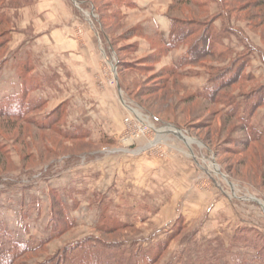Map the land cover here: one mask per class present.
Here are the masks:
<instances>
[{
  "label": "rangeland",
  "instance_id": "374dc122",
  "mask_svg": "<svg viewBox=\"0 0 264 264\" xmlns=\"http://www.w3.org/2000/svg\"><path fill=\"white\" fill-rule=\"evenodd\" d=\"M69 1V54L47 59L28 29L36 0H0V104L18 111L0 117V252L26 241L15 264H264V135L251 142L264 109L250 116L264 0H226L229 20L215 0ZM83 26L102 51L84 72Z\"/></svg>",
  "mask_w": 264,
  "mask_h": 264
},
{
  "label": "crops",
  "instance_id": "0c3cea01",
  "mask_svg": "<svg viewBox=\"0 0 264 264\" xmlns=\"http://www.w3.org/2000/svg\"><path fill=\"white\" fill-rule=\"evenodd\" d=\"M137 5H145L144 1L145 0H134ZM70 2V3H69ZM134 4V3H133ZM132 4V5H133ZM36 6L35 8V12H37V14H39V16L43 17L42 20L40 21H36L35 23L34 22H28V25H30V27L28 29H32L33 26H35L36 28V33L40 34L39 38L40 39H43L44 43L46 44L45 48L44 49H38V52L37 54H40L43 50L45 52V55L47 56V54H49L47 56V59L51 58V57H54V58H57L55 57L56 55L55 54H59V55H65L66 53L69 54L68 50L69 48L67 47L68 43L66 38L63 36V34L61 33V36H62V40L59 39V35H60V32L62 31L63 33H66V34H69L71 35V33H73L75 31L74 29V24H77L79 23L80 21L78 22H74L75 21V14L72 10V1H69V0H36V3L34 4ZM33 5V6H34ZM131 4L128 3V6L129 7H132ZM139 8V7H138ZM141 7L139 9H135V10H140ZM156 9V8H155ZM134 10V9H133ZM145 10V9H143ZM32 9L28 8V9H25L24 10V15L26 18H29L28 16L31 17V12ZM158 11V10H157ZM156 12V10H155ZM157 14V12H156ZM155 13L154 14H151L150 18L151 20L153 19ZM158 16H156L157 20L154 19V22L156 24H158L159 28H160V31L162 33V29H164L165 27H168V26H164L162 27L161 25V22L159 21V18L160 16L163 17L164 21L165 22H169V20L167 19L166 17V14L164 12L160 13V14H157ZM159 17V18H158ZM34 21V20H33ZM163 22V21H162ZM84 25V24H83ZM169 25V24H168ZM27 27V26H26ZM84 30H85V35L88 37L87 40L85 39L83 44L80 43L78 40H77V44H78V48L81 47V46H84L80 49V51L78 52L79 55H81L82 57L81 60H82V68L80 69V67L78 66V71H88L90 69H88V67H90L91 65L92 66H95L97 64L100 65V62H101V55H102V51L95 46L96 44V41H95V34H97V30H95V33H91L90 31H88L84 26H83ZM27 29V28H26ZM74 30V31H73ZM88 31V32H87ZM69 35L67 36V38L70 39ZM99 37V36H98ZM106 37V36H105ZM107 39V38H106ZM71 41H74V39H70ZM42 41V40H41ZM43 41L40 43L42 44ZM85 41H86V44H85ZM72 44L74 45V47H76V43L75 42H72ZM81 46H80V45ZM23 44H21L22 46ZM19 47V46H17ZM52 49L53 53H50L49 50ZM51 55V56H50ZM22 56V55H21ZM87 56H90V58L88 59ZM28 57H31L33 60L35 59L34 56L32 55L31 52H28L26 54V58H24L25 60L28 59ZM39 57L42 58V55H40ZM74 59V58H73ZM70 56H69V59H67L65 61V65L67 67H69V63H73L72 60H73ZM47 62V61H46ZM59 62H64L63 60H59ZM89 64H88V63ZM91 62H93L94 64H92ZM91 63V64H90ZM97 63V64H96ZM63 64V63H62ZM52 65V64H51ZM88 65V66H87ZM74 66V65H73ZM87 66V67H86ZM5 67V66H4ZM47 70L49 73H47V76L49 77L50 75L53 74V71L54 69H52L51 66H46ZM77 68V67H75ZM4 70L6 68H3ZM2 69V70H3ZM1 70V71H2ZM3 70V71H4ZM67 71H69L68 68H66ZM0 71V72H1ZM2 71V72H3ZM16 71V69H15ZM50 71H52V73H50ZM77 71V72H78ZM1 72V73H2ZM6 75V74H5ZM4 75V76H5ZM11 75V74H10ZM9 75V76H10ZM68 75V74H67ZM7 76V75H6ZM53 76V75H52ZM85 75H78L77 74V77H79L78 79H82L83 80V77ZM7 78V77H6ZM77 79V81H78ZM80 79V80H81ZM6 80V79H5ZM7 80H11L10 79H7ZM66 83L65 85L66 86H69L70 84V80H69V77L68 78H65L63 79ZM79 80V81H80ZM82 80H81V83H82ZM53 81V80H52ZM56 81V80H55ZM54 81V82H55ZM64 83V82H63ZM4 85V83H3ZM264 109V107H260L258 108V110L253 114V123H254V120L256 117H259L260 113L263 112L262 110ZM262 114V113H261ZM264 125V123L262 124Z\"/></svg>",
  "mask_w": 264,
  "mask_h": 264
},
{
  "label": "trees",
  "instance_id": "16d2710c",
  "mask_svg": "<svg viewBox=\"0 0 264 264\" xmlns=\"http://www.w3.org/2000/svg\"><path fill=\"white\" fill-rule=\"evenodd\" d=\"M186 1L189 2L191 0H186ZM215 1H216L215 4L217 6H219V7H221L222 12L223 13H226L225 16L229 20V14H231V12H230V10L228 8V4L225 2L226 0H215ZM236 1H240V0H236ZM208 3L209 2L207 1V3H206L207 5H205L206 7H209L208 6ZM224 5L226 7V10L223 8ZM198 6H199V4H198V2L196 0V7H198ZM171 17L173 18L172 21H171L172 22V25L174 27H179L177 25V23L179 22L178 21V18H180V16H177V15L173 16L172 15ZM185 19L191 20V19H194V18H186L185 17ZM172 31L173 30H171V32ZM171 35H172V33H171ZM177 38H178V36H177ZM175 43H177V42H175ZM0 51H3V50L0 49ZM1 54H3V53H1ZM29 91H31V89L30 90H27V91L25 90V95L27 94L26 97L28 96ZM19 96H21V95L20 94L17 95V99H18ZM11 99H12V97L10 98V100ZM3 101H2L3 103L6 102L7 106L5 107V106H3V105L0 104L1 105L0 106V117H3V116H5V117H14V116H16V114L18 113V111L11 107L13 105V103H15V102L14 101L13 102L12 101H9L8 102L7 99L6 100H3ZM263 104H264V93L263 92H260V95L258 96V98H254V100H252V102L250 103V107H251V111H250L251 112V115L250 116H252L256 112V110L261 105H263ZM243 129L246 130V131L248 129L255 131V129L250 125L249 122H246V124L244 125V128ZM255 132H257L256 133L257 137L255 139L252 138L251 139L252 140L251 142H253V141L254 142H259L261 140V137L264 135V133L261 134L258 131H255ZM29 250H30V247L28 245V242H26V241H23V242H15V243H13V245L11 247H8L7 248L6 252H4V251L3 252H0V264H15L18 259H20L21 257H23V255H25V254L33 251V250H31V251H29Z\"/></svg>",
  "mask_w": 264,
  "mask_h": 264
}]
</instances>
